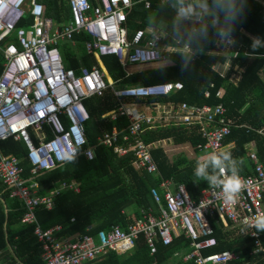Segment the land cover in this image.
Returning <instances> with one entry per match:
<instances>
[{
  "label": "built area",
  "instance_id": "2783aa9c",
  "mask_svg": "<svg viewBox=\"0 0 264 264\" xmlns=\"http://www.w3.org/2000/svg\"><path fill=\"white\" fill-rule=\"evenodd\" d=\"M145 9L150 1L143 0ZM167 3L170 0H158ZM70 17L68 21L54 22L44 15V4L39 0H0V49L3 62L0 72V144L12 139L24 146V159L30 164L32 177L24 178L21 160L13 153L4 154L0 148V181L9 190V197L16 199L22 209L21 222L34 224L33 234L41 247L42 263L35 264H82L107 250L128 251L142 237L150 253L157 251V244L171 245L181 234L189 241V250L182 256L194 264H226L237 258L235 253L204 251L217 245L211 219L216 216L223 227L244 230L250 237L259 232L249 223L264 213V158L250 150L247 158L251 164L250 174L240 176L245 187L238 194L235 204L223 200L219 189L209 186L200 191L193 200L183 183L163 179L152 156L155 143L145 142L141 134L159 126L197 127L204 142L197 145L200 151H221L225 139L234 125L225 116L222 103L189 105L186 102H152L155 114L140 111L122 102L125 98H148L166 95L183 87L181 80L153 83L120 84L107 77L101 64L78 69L64 67L59 52L60 42L76 45L74 36L84 33L86 51L90 55H114L126 71L131 64L147 65L166 60L167 48L161 46L159 34L144 29L136 30L131 39L127 37V11L133 0H66ZM29 14L31 22L25 27L17 26L23 16ZM148 31V32H147ZM229 38L222 41L227 48ZM183 50L190 51L188 45ZM172 51V48L170 49ZM264 79V69L259 71ZM239 75L232 80L235 82ZM213 83L210 82L209 86ZM108 87L119 99V104L103 114L114 120L125 116L129 124L123 133L116 129L104 131L98 136V144L112 148L119 156L132 155V166L140 171L160 176L159 189H151L153 207L141 211V217L121 229L84 233L74 239L57 238L54 225L43 229L35 211L50 210L53 197L65 191L79 193V183L74 180L58 182L49 195L37 194L39 183L35 176L65 163L64 151L76 149V157L82 152L87 159L95 156L89 146L85 122L89 112L85 100L102 95ZM223 93L218 89L216 95ZM210 90H204L208 97ZM241 126V125H238ZM246 131L252 130L264 137V127L252 129L242 124ZM160 191V192H159ZM72 221V219L70 220ZM255 252L262 251L258 240ZM0 264H22L19 260L0 258Z\"/></svg>",
  "mask_w": 264,
  "mask_h": 264
},
{
  "label": "trees",
  "instance_id": "16d2710c",
  "mask_svg": "<svg viewBox=\"0 0 264 264\" xmlns=\"http://www.w3.org/2000/svg\"><path fill=\"white\" fill-rule=\"evenodd\" d=\"M39 1L44 4L45 16L53 18L56 23L68 21L70 14L66 0ZM133 1L135 4L127 11L128 31L133 32L139 28L145 29L165 23L167 34L165 43L168 48L175 46L176 51L167 52L169 60L167 64L148 65L129 75H126L114 55L101 56L100 59L108 74L120 84L181 80L183 87L163 97L127 99L122 102L146 109L151 107L149 105L151 102L158 100L186 102L198 106L203 104L214 106L222 103L225 116L234 120V125L225 140L227 143L233 142L234 147L228 149L233 158L243 161L240 172L242 173L243 167L246 168L249 164L248 158V161H245L244 157L248 148L245 144L250 143V149L260 158H264L263 138L256 132L246 131V128L242 127V124L251 128L264 126V81L258 74L259 69L264 67L263 5L255 0H246L243 15L235 26L231 37L233 42L227 49V55L231 58V66L237 62L242 67L239 78L234 82L229 76L231 67L224 74L213 68L216 62L224 61L226 57L213 51L218 40L213 31L209 29L206 38L194 36L193 32L189 31L191 25L188 22L174 19L175 10L172 5L175 0L167 3L149 0L148 9H145L143 0ZM89 2L95 4L96 0ZM29 22L31 18L26 14L17 26L25 27ZM245 34L261 38V47L254 50L251 47L252 40ZM86 38V34L81 33L74 36L76 40L74 46L68 41L59 43L58 48L64 67L77 68L80 60L90 67L96 63L94 55L86 51L84 44ZM185 45L190 49L193 48L195 52L182 51ZM2 62L3 54L0 49V72ZM210 82L213 83L212 86H209ZM207 87L210 94L205 97L204 89ZM220 87L223 93L219 97L216 91ZM119 102L111 87L105 89L102 95H93L85 100L89 112L85 131L88 145L94 147L93 159H87L81 152L74 162H65L35 176L39 183L38 195H49L60 180L74 179L79 183V193L65 191L53 197V207L50 210L38 208L35 211L37 223L43 229L54 225L60 226V229L54 233L57 238L74 239L87 232L96 235L98 231L109 230L113 226H119L124 230L126 226L141 217L142 210L153 207L151 189L157 187L160 179L153 174L136 170L131 164V154L119 156L112 148L97 142L102 132L116 129L123 133L129 124L125 116H119L114 120L102 117L103 114L114 109ZM141 137L148 143L171 139L174 144L188 143L193 147L197 157L194 159H189L184 154L169 159L165 148L158 144L153 147L152 156L163 178H173L177 183H183L189 196L197 200L200 191L209 186L207 181H197L194 175L197 159L203 153L197 149V145L204 142L197 127L181 125L155 127L146 129ZM0 148L5 154L13 153L19 157L24 178L32 176L30 164L24 159L25 150L20 142L12 139L4 140ZM22 214L20 203L10 199L9 190L0 181V252L10 249L7 255L3 254L0 257L5 259L6 256L8 261L18 259L22 264L42 263L40 242L33 234L34 224L22 223L20 221ZM211 224L217 245L204 251L205 254L229 250L235 253L237 258L226 264H264V231H260L256 238L238 234L231 237V230L223 227L217 216L211 219ZM256 240L263 250L252 252L253 247L256 248ZM188 245L189 241L181 234L174 238L173 244L158 243L157 251L150 253L143 238L139 237L128 251L116 252L109 249L82 264H194L192 261H184L182 256L175 255L176 252L184 253L183 251L189 248Z\"/></svg>",
  "mask_w": 264,
  "mask_h": 264
},
{
  "label": "clouds",
  "instance_id": "9594fccd",
  "mask_svg": "<svg viewBox=\"0 0 264 264\" xmlns=\"http://www.w3.org/2000/svg\"><path fill=\"white\" fill-rule=\"evenodd\" d=\"M172 7L175 10L174 19L188 22L191 25L189 31L194 36L206 38L211 29L223 41L232 37L235 26L243 15L246 0H175ZM251 47L259 49L261 38L253 37ZM75 158L76 149H68L61 156L68 163L74 162ZM242 163V160L233 158L229 150L212 151L197 160L194 175L197 181H207L209 188L219 189L225 202L235 204L239 192L245 187V181L240 176ZM246 223L257 232L264 231V213Z\"/></svg>",
  "mask_w": 264,
  "mask_h": 264
},
{
  "label": "crops",
  "instance_id": "0c3cea01",
  "mask_svg": "<svg viewBox=\"0 0 264 264\" xmlns=\"http://www.w3.org/2000/svg\"><path fill=\"white\" fill-rule=\"evenodd\" d=\"M256 2H258V3H260V4H262L263 5V7H264V1L263 0H255ZM163 25H165V23H162ZM159 25V24H158ZM158 25L157 26H155V27H148V28H145L144 30H148V31H150V32H153V33H156V34H159L160 36H161V38H162V41H161V46H163V47H165V48H167V52H175L176 51V49H175V46H172V47H170V48H168L167 47V44L165 43V38L167 37V34L165 33V26H163L162 28H157L158 27ZM125 26H126V24H125ZM139 29H141V28H139ZM138 30V29H137ZM126 31H127V37H128V39H131V37H132V35H133V33L136 31H133V32H129L128 31V28H127V26H126ZM147 31V32H148ZM161 31V32H160ZM246 36H248L251 40H252V38H253V36H249L248 34H245ZM231 39V38H230ZM219 38H218V40L216 41L217 42V44H216V47H215V49L213 50V51H215V53L216 54H223L224 56H226L225 57V59H224V61H218V62H216L214 65H213V68L215 69V70H217L219 73H221V74H224L230 67H231V70H230V74H229V76H230V80H232L234 77H236V76H238V75H240V73H241V65L239 64V63H237V62H235L234 64H232V66L230 65V59L231 58H229V56L227 55V47L225 46L224 48H223V46H221V48H218L221 44H222V40H221V43L219 42ZM232 40V39H231ZM232 42H233V40H232ZM262 45H263V47H264V42H262ZM73 46V45H72ZM184 47V46H183ZM172 48V51H170V49ZM223 48V50L221 51V49ZM182 51H183V49H182ZM166 52V53H167ZM189 53H194L195 52V50L193 49V48H191L190 49V51H188ZM221 52H224V53H221ZM248 57L250 58V55H248ZM94 58L96 59V63H94V65H99V64H101L103 67H104V65H103V63H102V61H101V59H100V57H98V56H94ZM101 61V62H100ZM119 61V60H118ZM120 63V62H119ZM82 65H85L81 60H80V64H79V66L77 67V68H73V69H78V68H80ZM148 65H159L157 62H155V63H149V64H147V65H139V64H131L130 66H129V70L130 71H135V70H139V69H141V68H143V67H146V66H148ZM85 66H87V65H85ZM122 66V65H121ZM88 67H90V66H88ZM92 67V66H91ZM72 68V67H71ZM105 68V67H104ZM261 69H264V67L263 68H260L259 69V71L261 70ZM125 71V70H124ZM259 71H258V74H259V76H260V78L262 79V77H261V73H259ZM106 72H107V70H106ZM126 72V71H125ZM107 77H109L110 79H112L111 77H110V75L108 74V72H107ZM263 81H264V79H262ZM233 81V80H232ZM139 83H142V82H139ZM130 84H134V82H132V83H130ZM125 85V84H124ZM206 89V88H205ZM204 89V90H205ZM220 90H222V87H220L219 88ZM223 91V90H222ZM168 94H170V92L168 93ZM168 94H166V95H168ZM160 97H163V95H160ZM127 99H136V98H125V99H122V101H124V100H127ZM119 100V99H118ZM154 103L155 102H157V103H166V102H171V101H161L160 102V100H158V101H153ZM152 103V102H151ZM151 103L149 104V105H151ZM126 105H128V106H134L135 108H137V109H139L140 111H144V112H146V113H148V114H155V112H154V110H153V106L151 105V107H148V109H146V108H144L143 107V109L142 108H139V107H137L136 105H134V104H126ZM229 118V117H228ZM110 119V118H109ZM231 119V118H230ZM233 120V119H232ZM233 122H234V120H233ZM245 125V124H244ZM245 126H247V125H245ZM159 127H162V126H159ZM247 127H249V126H247ZM260 127H264V126H260ZM260 127H257V128H260ZM251 128V127H250ZM252 129H255V128H252ZM251 130V129H250ZM252 131V130H251ZM262 138H263V140H264V137L263 136H261ZM166 140H170V139H163V140H161V141H159V142H157V143H155V144H160L161 142H165ZM225 144H226V146L224 147V149L223 150H228V149H231L232 147H234L233 146V142H229V143H227V141L225 140ZM184 144H186V143H184ZM177 145H180V144H177ZM183 145V144H182ZM245 146L246 147H248L247 149H246V153L244 154L245 156V161H248L247 160V153L251 150L250 149V143L248 144H245ZM23 148H24V146H23ZM165 151H166V149H165ZM203 152H208V151H203ZM4 153V152H3ZM5 154V153H4ZM89 160H91V159H89ZM198 160V159H197ZM246 163V162H245ZM250 166H251V164H250V162H249V164H247V167L245 168V167H243V170H242V173H244V174H250V172H251V168H250ZM241 173V172H240ZM154 175V174H153ZM156 176V175H155ZM160 180H161V177L160 176H157ZM163 178V177H162ZM163 179H172V180H174L173 178H163ZM69 180H74V179H69ZM60 181H63V180H60ZM60 181H58V182H60ZM74 181H76V180H74ZM175 181V180H174ZM58 182H57V184H58ZM176 182V181H175ZM159 183H160V181H159ZM159 183L157 184V187H153V188H155V189H157V190H160L159 189ZM57 184H56V186H54L52 189H54V188H56L57 187ZM152 188V189H153ZM39 189V188H38ZM160 192V191H159ZM41 196H45V195H41ZM10 199H13V198H11L10 197ZM16 200V199H15ZM36 218H37V216H36ZM227 229V228H226ZM236 232H239V233H237L238 235H241V236H249V234L247 233V232H245L244 230H237ZM236 234V235H237ZM250 237V236H249ZM9 250V252H10V249H5V250H3L2 252H0V256H2L3 254H5V255H7V251ZM188 250H189V248H187V250L185 251H183L184 253H179V252H176L175 253V255H178V256H183L184 254H186L187 252H188ZM253 250H255V247H253V249H252V252H255V251H253ZM5 257V259L6 260H8L7 259V257L6 256H4ZM1 258V257H0ZM3 259V258H2ZM15 260H18V259H15Z\"/></svg>",
  "mask_w": 264,
  "mask_h": 264
},
{
  "label": "rangeland",
  "instance_id": "374dc122",
  "mask_svg": "<svg viewBox=\"0 0 264 264\" xmlns=\"http://www.w3.org/2000/svg\"><path fill=\"white\" fill-rule=\"evenodd\" d=\"M163 26H165V25H163L162 23H160L157 28H162ZM219 42L221 43V40H219ZM221 46L222 45H220L218 48H221ZM223 48L221 49V51L223 50ZM221 53H224V52H221ZM168 62H169V60L166 59V60L158 61L157 63L159 65H162V64H167ZM159 145H161L163 148L166 149V154H167V156H168L169 159L173 158L175 155H178V154H184L189 159L197 158L196 157V153L194 152L193 147H191V145L188 144V143L183 144V145L182 144L177 145V144H174L172 142V140L170 139V140H166L165 142H161ZM205 154H207V152H203L202 155H201V157L204 156ZM228 230H231V232H230V236L231 237H234L237 233H239V232H236L237 230H239L237 228H231V227H229Z\"/></svg>",
  "mask_w": 264,
  "mask_h": 264
},
{
  "label": "water",
  "instance_id": "95a60500",
  "mask_svg": "<svg viewBox=\"0 0 264 264\" xmlns=\"http://www.w3.org/2000/svg\"><path fill=\"white\" fill-rule=\"evenodd\" d=\"M5 211L7 212V210L5 209Z\"/></svg>",
  "mask_w": 264,
  "mask_h": 264
}]
</instances>
